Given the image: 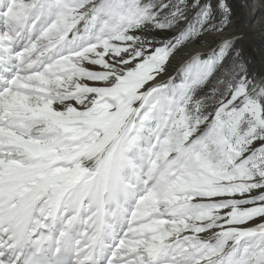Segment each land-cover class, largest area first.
<instances>
[{"label": "snow or ice", "instance_id": "1", "mask_svg": "<svg viewBox=\"0 0 264 264\" xmlns=\"http://www.w3.org/2000/svg\"><path fill=\"white\" fill-rule=\"evenodd\" d=\"M233 15L0 0V264H264V73Z\"/></svg>", "mask_w": 264, "mask_h": 264}, {"label": "bare ground", "instance_id": "2", "mask_svg": "<svg viewBox=\"0 0 264 264\" xmlns=\"http://www.w3.org/2000/svg\"><path fill=\"white\" fill-rule=\"evenodd\" d=\"M235 2H241L246 7V12L241 18H234V26L237 29L243 30L249 39H246L244 43V49L246 54L251 58L252 63L250 69L256 73H264V64L261 63L260 52H264V17H262L263 11L256 9L255 3H250L249 0H232ZM259 8V7H258ZM250 43L254 49L255 55L258 61L253 59L248 53L246 44Z\"/></svg>", "mask_w": 264, "mask_h": 264}, {"label": "rangeland", "instance_id": "3", "mask_svg": "<svg viewBox=\"0 0 264 264\" xmlns=\"http://www.w3.org/2000/svg\"><path fill=\"white\" fill-rule=\"evenodd\" d=\"M248 1V0H245ZM229 2L232 5L233 8V19L234 18H241L242 15H244V13L246 12V7L244 6L243 3L241 2H235L232 0H229ZM250 3H255L256 9H261L263 11L262 17H264V0H249ZM259 7V8H258ZM246 48H247V53L253 57V59L255 58V60L257 59V56L255 55L254 49L252 48V45L250 43L246 44ZM258 61V59L256 60Z\"/></svg>", "mask_w": 264, "mask_h": 264}]
</instances>
